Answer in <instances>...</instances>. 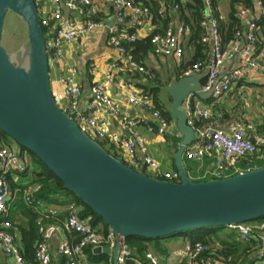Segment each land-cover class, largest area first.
Segmentation results:
<instances>
[{
	"label": "built area",
	"instance_id": "2783aa9c",
	"mask_svg": "<svg viewBox=\"0 0 264 264\" xmlns=\"http://www.w3.org/2000/svg\"><path fill=\"white\" fill-rule=\"evenodd\" d=\"M152 1L159 14H164L169 8L172 9L167 0ZM214 1L203 0V16L199 21L202 30L200 41L208 45L210 56L183 68L179 75V77L190 76L202 72L205 74L202 89L206 91L212 88V101L208 105L199 106L196 102L198 97L194 92H189L182 103L188 114L187 124L198 132L196 140L186 148L184 155L193 160H202L205 156H210L214 161L213 167L193 178L195 180L206 176L219 178L240 173L252 169L246 164L252 161L253 157L264 159V153L259 149L260 146H264V131H258V125L253 121L240 119L230 132L214 122L223 117L222 110L218 109L219 101L236 82L251 80L259 75L264 76V61L257 55L260 43L258 22L264 17V1L252 0L250 6L243 4L236 6V16L241 26L235 30L233 38L227 43L222 42L216 14L218 12L220 14V8L217 2L214 6ZM48 2L49 8H46L35 0L40 24L46 27L49 35V39L46 40L48 53H51L49 71L54 63L60 68L55 83L62 87V92L59 94L52 90L58 106L97 141L108 139L115 144L122 161L128 166L136 170L143 168L156 178L162 176L166 180L177 181L179 179L177 171L161 170L160 163L148 152V144L138 130L139 126H144L146 132L164 136L170 121L156 108L149 95L137 87L130 78L122 76L129 73L131 67L146 73L143 64L135 61L129 53L127 46L137 37L134 32L129 31L125 19L127 16L135 17L139 25L151 22L150 6L133 0H49ZM104 2H111L115 8L111 24H108L106 17L101 16V12L104 14ZM173 7L176 8L177 5ZM102 29L107 30L106 42L120 57L105 64L102 77L90 86L89 103L86 107L80 108L79 101L83 87L77 81L76 66L65 62L66 48ZM189 33L190 27L187 24L172 19L164 32L152 35L151 54L169 57L176 62L181 61L184 55V38ZM122 58H126L127 66L121 63ZM227 64L234 65L226 70ZM116 90L121 91L125 96L127 105L123 106L116 100L113 95ZM132 109H141L149 113L154 118L155 124H149L148 119L142 115L133 114ZM113 123L116 127L109 129V124ZM29 166L26 157L20 155L16 147L7 143L0 144V252L4 253L8 264H26L13 234L9 231L12 223L8 218V199L11 196L10 182L16 180ZM37 188V184L27 187L23 190L22 196L24 202L37 209L40 214L38 221L40 239L36 244L35 258L38 264H50L48 240L54 233L55 226L40 221L54 216L57 211L46 207L42 199L35 195ZM68 210L64 227L74 232L77 239L74 243L66 240L60 242L58 252L68 258L66 264H81L85 247L113 248L115 237L110 229L103 236L87 220L79 219V208L76 204H69ZM228 228L237 231L242 241H249L255 237L259 249L257 256L259 260L264 259V220L257 223L256 229L250 222L232 224ZM253 229L257 233H254ZM215 246L218 247V243ZM208 249L210 247L200 242L187 243L180 250L179 255L187 264H234L222 257L207 256L200 259L201 253ZM130 256L131 250L124 241L118 255L119 264H126ZM134 260L136 264H161L151 252L145 254V261L137 258Z\"/></svg>",
	"mask_w": 264,
	"mask_h": 264
},
{
	"label": "water",
	"instance_id": "95a60500",
	"mask_svg": "<svg viewBox=\"0 0 264 264\" xmlns=\"http://www.w3.org/2000/svg\"><path fill=\"white\" fill-rule=\"evenodd\" d=\"M9 12L25 24L27 35L13 51L1 42ZM204 77L200 72L167 82L168 110L180 138L174 153L179 179L152 177L110 154L56 103L35 0H0V130L20 149L32 152L106 222L115 244L112 249H93L111 253L113 264H119L128 236L160 237L264 216V166L207 180L191 178L185 167L184 152L198 132L187 124L182 103L189 92L202 100L211 97L212 88L202 89Z\"/></svg>",
	"mask_w": 264,
	"mask_h": 264
},
{
	"label": "trees",
	"instance_id": "16d2710c",
	"mask_svg": "<svg viewBox=\"0 0 264 264\" xmlns=\"http://www.w3.org/2000/svg\"><path fill=\"white\" fill-rule=\"evenodd\" d=\"M236 1L246 6H250L252 3V0H232L230 2V9L227 15L226 22H223L220 19V14H218L219 12L216 13L218 16L219 28L221 31V38L223 43H227L230 39H232L235 30L241 26V23L238 17L236 16ZM150 2L152 3V7H150L152 10V20H159L161 28L153 31L145 38L136 39L132 43L128 44L127 47L130 50V55L132 54L134 56V59L141 61L143 56L148 51H151L153 48V45L151 43L152 35L155 33L164 32L172 18H175L172 15L174 14L172 12H175L177 18L179 19V22H183L184 24H187L190 27V33L189 35H187L186 38L187 44L192 43L196 47V54L193 55L188 62L184 63L181 66L180 70L195 62L204 60L206 58V54H204L202 51H204L205 49L208 50V45L200 41L202 30L199 27V21L203 16V0H167L172 9L170 10L169 8V10L164 14H159L157 12L155 3L152 0H150ZM216 2L218 4L219 0L214 1V6H216ZM148 4L149 3L145 2V5ZM174 5H177V7L174 8ZM170 11L172 12L170 13ZM8 15H13L15 23H19L26 28L25 24L19 19L16 14H14L13 12H9L6 17ZM258 27V32L260 30H264V17L259 20ZM42 29L46 40H48L49 35L47 33L46 27L43 26ZM16 45L18 46V44ZM16 45L15 49L17 48ZM137 54L140 55L138 56ZM49 56H51V53H49ZM180 70L176 72L175 77H179L181 72ZM147 81L148 82H146L145 84H139V86L147 95H149L153 99L156 108L160 110L162 115L170 121L172 117L169 113L168 106H165L161 102L159 97L161 88H166V83L168 80L166 82H163L160 79V76L156 74L153 75V77H150L149 79L147 78ZM168 100L170 101L169 95ZM203 101L210 103L212 101V98L210 97ZM257 129L260 132L264 131V125H258ZM9 142H12L11 139L0 130V144ZM98 142L110 154L122 160L119 150L117 149L115 144H113L108 139L98 140ZM259 149L264 153V146H260ZM19 153L20 155L26 157V159L32 166V168H30L31 166H29L26 171L20 175L22 178L27 180V184L17 185L13 182H10L12 189H19V196L23 193L22 191L25 187L30 184H37L38 188L35 191V195L42 199L46 207H67L69 204L74 203L79 208V219L87 220L88 223L103 236L107 233V231L109 230V226L106 224V222L100 216L92 212V210L87 205L83 204L77 196H75L72 192L64 188L59 178H57V176H55L32 152L21 148ZM183 157L185 161V167L188 171H190L193 164L195 163V160L186 158L185 155ZM244 163L245 161H243V164ZM246 165H249L250 168L261 167L264 166V159L253 157L252 161H250ZM142 170L146 173L145 169ZM149 175L154 177L153 174ZM157 177L160 179H164L162 176ZM209 178V176H206L204 178L196 180H207ZM15 212H20L22 218H19ZM67 215L68 210H65L62 216L65 218ZM8 218L12 223L9 231L13 234L14 240L17 246L19 247L22 256L24 257L26 264H38V261L35 258V248L38 240L40 239L38 223L40 219V214L33 207L28 206L24 202V200L20 198L15 204L13 212H10V214H8ZM263 220L264 216L248 221V223ZM40 222L45 224L47 222L52 221L43 218ZM176 237H183L191 244L195 242H200L203 245L210 247V249L201 253L199 257L200 259L202 257L206 258L207 256H212L214 258L225 257V260L230 261L234 264L236 263V261H238L239 254H241V251L244 252L245 250H249L252 246H256V248H258V241L255 237H253L249 241L243 242L239 237V233L233 229H229L227 226H207L200 228H192L160 237L132 235L128 236L125 239L126 244L131 250V256L127 260L126 264H136L134 260L135 258L145 261V254L149 252L150 249L155 250L160 255H168V248L163 245V242ZM216 243H218V247L215 246ZM50 255V264H66V260L68 259L66 256L63 255H53L51 253ZM84 255L87 256V258L92 262L104 261L105 264H108L109 254L104 252L97 253L91 246L84 248ZM0 264H6L5 255L3 252H0ZM182 264L187 263L183 261Z\"/></svg>",
	"mask_w": 264,
	"mask_h": 264
},
{
	"label": "crops",
	"instance_id": "0c3cea01",
	"mask_svg": "<svg viewBox=\"0 0 264 264\" xmlns=\"http://www.w3.org/2000/svg\"><path fill=\"white\" fill-rule=\"evenodd\" d=\"M41 5H44L46 8H49V0H38ZM136 3L145 4V2L149 3L148 5L152 7V3L150 0H133ZM225 1L232 0H219V8H220V19L223 22H226L227 15L229 13H224L222 10V3ZM240 3L238 1L235 2V5L238 6ZM104 14L101 12L102 17H106L109 22H113L115 8L111 2H104ZM172 11H170L171 13ZM66 13V12H65ZM175 18H172L176 22H179L177 15L175 12H172ZM125 25L129 28V31H132L136 34V39L145 38L153 31L161 28L159 20H151V22L143 25H139L136 22L135 17L127 16L125 19ZM110 23V24H111ZM106 29L97 30L92 33L88 37H83L79 41L74 44L68 46L66 48V63H73L76 66L78 76L77 81L81 83L83 87V93L80 97L79 107L84 108L87 106L90 100V86L92 83L98 81L102 77V72L104 66L107 62L117 59L120 56L108 45L106 42ZM189 35V34H188ZM51 36V35H50ZM259 36V46L257 50V55L259 58L264 61V30H260L258 32ZM187 36L184 38V55L181 61L176 62L172 58L169 57H161V56H153L150 51H148L143 58L140 60L134 59V56L131 54V57L143 64L146 69V73L139 72L137 69L131 67L129 73L122 75L124 77L130 78L140 89H142L139 84H145L147 78L149 79V74L160 76V79L163 82L169 81L171 78L175 77V74L178 70L181 69V66L188 62L193 55L196 54V47L191 43L187 44L186 40ZM206 54V58L210 56V50L202 51ZM138 56L140 54H137ZM121 63L125 66L128 65L126 58H122ZM234 64H231L233 66ZM230 64L225 66V69L228 68ZM230 66V67H231ZM224 69L223 72L226 70ZM181 71V70H180ZM60 74V68L58 64H52L50 67V84L51 88L54 92L61 94L62 87L56 82L55 79ZM153 77V76H152ZM167 81V82H168ZM167 84V83H166ZM166 92L167 89L165 88ZM168 94V92H167ZM116 100L123 106L127 105V101L122 92H118V90L113 92ZM196 102L199 106L208 105V102L203 101L202 99H196ZM218 109L222 110L223 117L222 119H218L215 122L219 127H222L227 132H230L236 122L240 119L253 121L255 124L262 126L264 125V76L259 75L254 79L249 80H240L236 82L232 89L225 94L218 103ZM131 112L139 116H144L148 119V123L151 125L155 124L154 118L149 114L144 112L141 109H132ZM109 129H113L116 126L113 124H109ZM139 132L144 136L145 141L148 144V152L158 160L160 163V168L162 171H173L175 170L174 166V153L179 145L180 138L176 135L177 128L175 126L174 119L172 118L169 122L168 128L166 129V133L164 136H158L156 134H150L145 131L144 126H139ZM7 144L13 145L20 152V148L14 145L13 142H9ZM25 155V154H24ZM214 165L213 158L210 156H205L202 160H195L190 171H188L191 178H196L199 175L205 173L207 170L211 169ZM31 166V165H30ZM32 168V166L30 167ZM146 173H148L146 171ZM151 174V173H149ZM17 185L27 184V180L18 176L16 180L11 181ZM33 185V184H32ZM31 184L27 187H31ZM11 187V184H10ZM16 187V186H15ZM25 187L24 189H26ZM23 189V190H24ZM18 188H11V196L8 199V214L12 213L14 210V206L17 201L21 198L23 199L22 194L18 195ZM36 191V190H35ZM23 192V191H22ZM52 209H55L57 212L54 216L48 217L46 219L52 221L47 222L45 224H53L55 226V231L52 233L48 240L49 251L53 255H60L58 252V248L61 241H68L69 243H74L77 239V235L67 230L64 227V218L63 212L68 210L67 207L61 206H49ZM35 209V208H34ZM38 211L37 209H35ZM19 218L21 217L20 212H15ZM69 213V210H68ZM63 217V218H62ZM260 221L252 222V227L256 229L257 223ZM251 223V222H250ZM230 229V228H229ZM253 229L254 233L257 231ZM18 236V235H17ZM176 238H171L165 242L163 245L168 248V255H160L153 249H150L149 252L154 254L161 264H182V262H186L184 258H181L179 255L180 250L189 243L185 238L182 237L181 242H177ZM242 242V241H241ZM246 242V241H243ZM258 248L251 247L249 250L241 251L239 254L238 261L235 264H264V259L259 260ZM108 264H113L111 253H108ZM225 258V257H224ZM223 258V259H224ZM229 258V257H228ZM225 260V259H224ZM81 264H105L104 261L92 262L87 256L83 255L81 258ZM4 262V261H3ZM6 264V257H5ZM219 264V263H218Z\"/></svg>",
	"mask_w": 264,
	"mask_h": 264
},
{
	"label": "rangeland",
	"instance_id": "374dc122",
	"mask_svg": "<svg viewBox=\"0 0 264 264\" xmlns=\"http://www.w3.org/2000/svg\"><path fill=\"white\" fill-rule=\"evenodd\" d=\"M222 5H223V7H222L223 12L228 13V11L230 9V1H225V3H222ZM5 18L6 19H5L4 25H3V33H2L1 42H2V45L8 51L9 50L13 51V50H15V45L18 44V46H19L22 43V41L27 37L26 28L19 23H15L13 15H8ZM159 97H160L161 102L165 106L169 107L170 101L168 100V94H167L165 88H161ZM251 224H252V222H251ZM176 239L178 240L177 242L180 243L182 240V237H176Z\"/></svg>",
	"mask_w": 264,
	"mask_h": 264
}]
</instances>
